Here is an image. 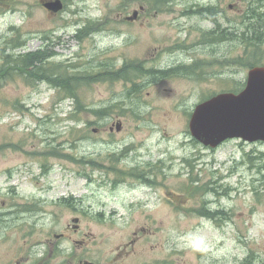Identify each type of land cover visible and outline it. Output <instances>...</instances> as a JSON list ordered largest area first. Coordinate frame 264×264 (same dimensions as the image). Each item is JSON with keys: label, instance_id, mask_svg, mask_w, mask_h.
<instances>
[{"label": "rangeland", "instance_id": "rangeland-1", "mask_svg": "<svg viewBox=\"0 0 264 264\" xmlns=\"http://www.w3.org/2000/svg\"><path fill=\"white\" fill-rule=\"evenodd\" d=\"M49 1L0 0V64L16 42L10 54L39 50L51 77L0 75V193L17 184L4 168L34 165L14 186L45 207L33 216L36 241L73 224V199L83 196L84 249L100 264H264V142L211 148L188 126L196 105L238 93L249 68L264 65V0H61L57 12ZM130 149L159 163L160 179L114 197L96 180L98 164L111 170ZM16 223L0 219V242ZM135 232L136 251L115 258Z\"/></svg>", "mask_w": 264, "mask_h": 264}, {"label": "flooded vegetation", "instance_id": "flooded-vegetation-1", "mask_svg": "<svg viewBox=\"0 0 264 264\" xmlns=\"http://www.w3.org/2000/svg\"><path fill=\"white\" fill-rule=\"evenodd\" d=\"M140 9L143 10V7H140ZM136 17H139L138 13L130 20H133ZM182 65L186 66L187 64L183 63ZM153 72L154 71H151L150 73ZM114 123H120L121 126L119 130H121L122 122L118 120L117 122L113 121V124ZM113 124L110 127L111 131L114 130ZM134 149H130L128 154H117V152H111V154H117L120 161L115 165H110V168L115 166V168H112L111 170H107L108 168L104 167L103 165L105 164L103 163L98 164L101 166L98 169L101 172L99 178L96 180L100 186L108 185L110 187L109 194H114V197H116L119 193V188L122 186L128 187V193L133 195L139 186L149 189L150 187L155 186L160 179L159 168L161 165L155 162L149 163L144 161L143 155L146 152L141 153L137 152L140 150ZM29 152H31V149ZM134 152L136 154H134ZM148 154L149 159L155 158L152 153ZM32 168H34V165L28 164L26 167H14L9 169L4 168L5 170H2L4 171L3 174L6 178H12V183L17 184H10L9 186H6L7 188L5 190V194L9 195L6 196V198L0 193L3 205H5L6 202H9L7 197L12 198V201L8 203V207L6 209H0V219L5 221L4 228L11 226L15 221L17 223L11 231L3 235V242H0V264H100L97 256L91 253V251L86 250L88 244L87 236L92 235L91 232L87 233L83 231L79 224L80 214L84 210L80 205L81 201H84L83 196L82 198L78 197L73 199L74 205L72 206V211L74 216L71 220L73 224H68L62 232L54 234L55 240H52L51 233H49L43 240H40L39 242L36 241V229L34 226L36 220H33V216L39 212H45V207L39 200H34L29 197L26 199L19 197V191L14 186L21 185L22 182L19 180V177L30 175ZM48 170L49 167L47 165L41 167L40 175H45ZM22 171L23 173L21 174ZM106 171H109V175L107 178H104L102 177V173ZM79 176L85 177L86 175L79 174ZM90 180H92V178L88 176V183ZM25 183H28L27 180H25ZM25 185L27 186L28 184ZM22 193L28 195L31 192L29 190L28 192L22 190ZM129 201V209H134L139 203L138 201H132V199ZM140 201L143 200L140 199ZM65 202H68V200L62 198L57 201L56 205ZM207 203L208 201H206V204ZM206 210L210 211V209ZM220 212L222 211L220 210ZM91 213H94L97 217L108 216H106V214L102 211H93ZM114 215L115 212L112 211L108 217H114ZM73 219H77V221H73ZM73 235H78L79 238H74ZM138 238H140V236L137 232H135L134 237L129 241V243L124 244L122 247H117V255L115 258L130 254L131 252L134 253L136 250H133V247L135 246ZM60 239L71 241L72 246L63 247V244L59 242ZM130 246L131 249L129 250ZM84 247L86 248L84 249Z\"/></svg>", "mask_w": 264, "mask_h": 264}, {"label": "water", "instance_id": "water-1", "mask_svg": "<svg viewBox=\"0 0 264 264\" xmlns=\"http://www.w3.org/2000/svg\"><path fill=\"white\" fill-rule=\"evenodd\" d=\"M43 5L51 12L63 7L61 0ZM120 126L116 124L117 130ZM188 126L198 142L211 148L231 138L264 142V65L249 68L245 86L238 93H218L196 105Z\"/></svg>", "mask_w": 264, "mask_h": 264}, {"label": "trees", "instance_id": "trees-1", "mask_svg": "<svg viewBox=\"0 0 264 264\" xmlns=\"http://www.w3.org/2000/svg\"><path fill=\"white\" fill-rule=\"evenodd\" d=\"M260 40V39H258ZM257 41V40H256ZM253 44V43H251ZM18 44L16 42H13L8 46L9 52L6 53L5 50H2L1 54L4 55L5 61L8 62V65H5L2 67L0 64V75H6L10 74L13 71V68L15 71H21L23 70L26 75V80L29 82L30 81H35L39 79H48L51 80L49 70L43 67V61H44V55L41 53L39 50L35 52H27L23 54H18V55H13L10 54L15 47ZM257 64L253 65L256 66ZM251 66V67H253ZM250 67V68H251ZM123 75V74H122ZM112 78L114 77L113 75H110ZM124 76V75H123ZM72 78V77H71ZM75 78V77H73ZM70 79V78H69ZM61 86L59 83L57 84ZM68 91H73V87L71 86L70 83H68L65 87ZM95 111V110H94ZM264 166V165H263ZM207 214L214 215L215 212H219V210H206Z\"/></svg>", "mask_w": 264, "mask_h": 264}, {"label": "bare ground", "instance_id": "bare-ground-1", "mask_svg": "<svg viewBox=\"0 0 264 264\" xmlns=\"http://www.w3.org/2000/svg\"><path fill=\"white\" fill-rule=\"evenodd\" d=\"M175 16H176V14H175ZM2 49V48H1ZM45 145V144H44ZM42 147V146H41Z\"/></svg>", "mask_w": 264, "mask_h": 264}]
</instances>
